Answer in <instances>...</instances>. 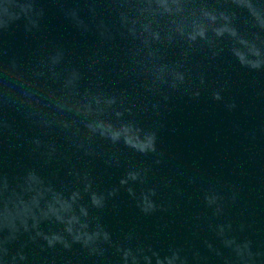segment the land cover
<instances>
[{
	"label": "water",
	"instance_id": "1",
	"mask_svg": "<svg viewBox=\"0 0 264 264\" xmlns=\"http://www.w3.org/2000/svg\"><path fill=\"white\" fill-rule=\"evenodd\" d=\"M0 264H264V0H0Z\"/></svg>",
	"mask_w": 264,
	"mask_h": 264
}]
</instances>
